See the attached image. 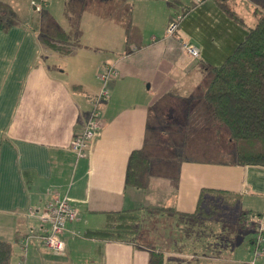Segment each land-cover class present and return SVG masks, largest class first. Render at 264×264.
Instances as JSON below:
<instances>
[{
  "label": "crops",
  "instance_id": "0c3cea01",
  "mask_svg": "<svg viewBox=\"0 0 264 264\" xmlns=\"http://www.w3.org/2000/svg\"><path fill=\"white\" fill-rule=\"evenodd\" d=\"M112 1L118 10L133 3L131 44L97 0H64L58 24L47 3L75 51L67 56L77 59L73 72L95 67L78 91L66 71L51 66L57 53L42 52L39 30L0 24V240L12 245L11 264H150L153 253L164 264H251L255 236L239 235L251 213L264 233V167L237 162L229 132L208 120L201 99L211 69L244 41L264 0L231 2L242 23L221 0H188L172 35L169 2L185 0ZM183 40L200 56L187 54ZM89 51L100 52L98 59H88ZM107 65L119 75L100 103L104 126L77 158L71 143ZM51 195L68 196L79 211L62 236L63 255L41 247L39 217ZM122 213L131 215L134 239L95 235L114 231L109 217ZM141 233L147 246L138 242Z\"/></svg>",
  "mask_w": 264,
  "mask_h": 264
},
{
  "label": "trees",
  "instance_id": "16d2710c",
  "mask_svg": "<svg viewBox=\"0 0 264 264\" xmlns=\"http://www.w3.org/2000/svg\"><path fill=\"white\" fill-rule=\"evenodd\" d=\"M221 1L220 5L223 10L242 23L243 20L232 12L231 2L233 0ZM255 15L257 22L254 27L247 30L244 41L224 63L211 69L212 77L204 88L201 101L208 109V120L228 130L230 140L236 148L237 162L240 165L264 167V12L256 10ZM181 16L179 25L185 15ZM49 23L52 26L54 37L46 35L43 39L44 45L49 48L46 53H61L62 56L73 54L74 49L67 43L65 33L54 21ZM99 94L92 99L93 106L90 114L95 106L101 113L100 103L108 98L97 102ZM136 155L137 153L132 156L131 163ZM114 217H116V223H114ZM40 222L43 230L46 226L48 227L41 220ZM131 222V215L124 213L110 215L109 224L111 226L114 224L115 230L112 231L107 226L105 230L95 232V235L106 238H124L126 235L136 233L132 230ZM12 253L11 243L0 240V264H11ZM150 264H164L163 255L153 253Z\"/></svg>",
  "mask_w": 264,
  "mask_h": 264
},
{
  "label": "rangeland",
  "instance_id": "374dc122",
  "mask_svg": "<svg viewBox=\"0 0 264 264\" xmlns=\"http://www.w3.org/2000/svg\"><path fill=\"white\" fill-rule=\"evenodd\" d=\"M64 0H0V24L3 25H9L12 23H27L31 27H35L37 30L40 31V41H41V49L42 52L46 53L47 50L49 51V48L44 45L43 39H45V36L48 35L50 37L52 36V26L49 22V12H52V10L48 7L46 9L47 3L49 2L50 6H54L55 10L54 12L57 14L56 23L59 22V16L61 13V6ZM186 3L182 1V5L174 4L172 2H169V7L172 10L171 14H174L173 18H176L177 16H180L184 10L185 7L188 5V0H185ZM96 6L98 7V10L100 11V8L104 10V13H102V16L106 17H112L117 20V23L120 24L121 29V39L130 38V44L133 43V14L131 12L133 11V3H131L132 7L123 5L120 10L117 9V7L114 5L112 0H97ZM100 5V7H99ZM191 5V4H189ZM132 8V9H131ZM116 26H118L116 24ZM75 52V51H74ZM78 52V51H77ZM88 59H98L97 55L98 51H89L88 53L85 52ZM74 54V53H73ZM57 58L55 62L51 63V66L54 68L55 66L61 68L63 71H66L64 78L70 85H75L76 90L78 91V87H80V80L82 82H86L90 85L91 83V76L95 73V67L89 65V69L87 67V71L84 72L83 75L75 74L73 71L75 69V64L77 62V59L75 57H67L62 56L61 53H57ZM98 75V74H97ZM83 78V79H82ZM85 78V80H84ZM101 81V80H100ZM95 85H97L98 82H95ZM102 83V82H101ZM102 88V87H101ZM87 90V89H86ZM227 132L228 130L224 128ZM229 149L234 150V146L232 144H229ZM250 220V224L247 220H244L242 223L243 227V234H240V239L245 236L246 233H248V239L252 236L258 237V227H259V221L257 220V215L248 214ZM145 220V216L143 217V222ZM248 222V223H247ZM142 237V239H138L140 244L146 245L147 243L144 241V235L141 233L137 238ZM124 238L127 239H134L133 235H126ZM255 246V244H254ZM43 250L48 251L45 246H41ZM251 247V246H250ZM256 248V246H255ZM254 249V247H253ZM256 250V249H255ZM255 250H252L251 254V261L253 262V253ZM264 255L258 257L255 262H262Z\"/></svg>",
  "mask_w": 264,
  "mask_h": 264
},
{
  "label": "built area",
  "instance_id": "2783aa9c",
  "mask_svg": "<svg viewBox=\"0 0 264 264\" xmlns=\"http://www.w3.org/2000/svg\"><path fill=\"white\" fill-rule=\"evenodd\" d=\"M196 1L197 3H201L204 0ZM181 19V15L177 16L173 20V23H171L169 28V33L171 35L177 31ZM182 48L187 54L194 58L200 56L199 49L186 40H183ZM98 74L103 86L96 100L97 102L108 97V82L112 78L117 77L119 73L116 68L107 65ZM103 126V117L101 116L97 106H95L84 128L79 133H77V135H75L71 143V150L75 153L77 158H83L86 156L91 142L101 132ZM39 219L42 221V223L48 225V227L46 226V228L43 230V235H41L42 243L47 249L52 250L57 255H63L65 253L66 244L62 239V236L66 230L67 224L75 222L79 219V211L72 206L68 196L51 195L50 199L46 203L45 210L40 214ZM31 238L32 236L30 235L25 237L22 241L25 251L27 250ZM254 244L256 246V250L254 249V260L251 262V264H254L258 257L264 255L263 232L259 233Z\"/></svg>",
  "mask_w": 264,
  "mask_h": 264
}]
</instances>
